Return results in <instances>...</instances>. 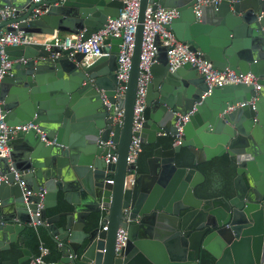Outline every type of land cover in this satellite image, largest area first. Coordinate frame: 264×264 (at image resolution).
Segmentation results:
<instances>
[{
	"label": "water",
	"instance_id": "water-1",
	"mask_svg": "<svg viewBox=\"0 0 264 264\" xmlns=\"http://www.w3.org/2000/svg\"><path fill=\"white\" fill-rule=\"evenodd\" d=\"M197 2L140 0L122 82L120 37L105 38L103 54L89 63L51 37L87 39L119 14L124 0H0L15 14L0 29L14 33L16 23L34 39L0 47V66L9 62L0 79L4 120L33 125L8 135L9 155L0 157V264H23L34 255L20 235L28 227L43 228L54 242L56 264H200L203 251L215 264H264V0H210L196 17ZM148 5L175 7L169 28L178 41L199 49L219 71L252 73L260 87L209 88L190 63L171 70L168 47L156 39L142 144L158 143L162 133L173 137L177 113L189 114L181 142L153 147L141 166L127 164L126 156ZM36 7L44 12L32 18ZM118 84L124 96H115ZM182 148L191 153V166L177 164ZM224 154L235 164L232 196L197 197L205 177L194 166ZM128 172L134 175L126 185ZM120 227L127 240L116 257ZM14 243L21 252L16 262L5 257Z\"/></svg>",
	"mask_w": 264,
	"mask_h": 264
},
{
	"label": "built area",
	"instance_id": "built-area-1",
	"mask_svg": "<svg viewBox=\"0 0 264 264\" xmlns=\"http://www.w3.org/2000/svg\"><path fill=\"white\" fill-rule=\"evenodd\" d=\"M39 1V0H35ZM213 2L219 0H211ZM210 0H198L193 5L194 14L199 16V6L201 3H208ZM124 7L120 9L119 14L115 17H108L106 23L101 29L92 33L90 37L83 40L81 34H65L63 36L54 35L51 41L58 45L61 49H72L69 55L74 52L83 53V62L89 63L102 55L101 47L105 38L109 36L120 37L122 39L119 45L118 67L116 71L117 79L125 82L128 77L130 68V58L134 43V34L136 31L137 16L139 11L140 0H124ZM44 11L36 7L32 10L31 17L37 18ZM14 9L8 6H0V21L14 17ZM178 16V11L175 7H162L157 5L155 9L148 5L145 10L142 43L139 63V75L137 79V88L133 106V120L131 127V139L126 156L127 164L137 160L142 152V142L140 139V129L142 122L145 119L146 110V88L151 80L150 67L154 62V57L157 51L156 39L161 45L167 46L168 64L171 70L181 66L184 63H190L195 66L197 73L202 75L209 88L224 84H254L258 89L260 85L256 84L257 77L252 73H237L233 70L219 71L212 67L211 63L202 57L199 49L191 50L187 44L178 41L169 28L170 22ZM15 28V32H7L5 29H0V47L6 45H17L29 43L33 41V35L26 33L17 28V24H11ZM9 67V62L2 61L0 66V79ZM125 86L118 84L115 96H124ZM2 101L0 99V157H7L10 152L8 144V135L14 136L19 130H27L31 123L23 125H8L4 120V113L1 108ZM178 114V119L175 122L176 134L173 136L172 145H177L181 142L183 124L188 120V114ZM114 120L118 123L122 122V111L118 112ZM162 135H165L164 133ZM106 145L109 148H115L114 144L108 140ZM115 160V155L112 156ZM134 175V172H128L125 184L128 185ZM18 174L15 173V178ZM2 177H0L1 179ZM23 184L22 182H20ZM29 192H25L28 194ZM43 196V192L40 193ZM126 210V209H125ZM127 240L126 230L122 227L117 229L114 253L115 256H121V251L124 248ZM48 248L40 242L37 254H34L29 264H56L54 261H45L44 257L48 254Z\"/></svg>",
	"mask_w": 264,
	"mask_h": 264
},
{
	"label": "trees",
	"instance_id": "trees-1",
	"mask_svg": "<svg viewBox=\"0 0 264 264\" xmlns=\"http://www.w3.org/2000/svg\"><path fill=\"white\" fill-rule=\"evenodd\" d=\"M173 137L167 134L159 137L158 143L154 145H142V152L137 160L140 165H144V160L152 152L153 147L162 145L164 148L172 147ZM177 164L191 166L192 155L186 149L182 148L177 155ZM205 177V180L194 189V194L199 198H212L216 196L230 197L233 194L232 179L235 175V164L231 162L226 154L214 157L209 161L194 166ZM98 215L94 214L91 225L97 223ZM24 246L37 254L40 242H42L49 250L44 257L45 261H54L58 256L56 245L41 227H28L23 231ZM17 243L11 244L9 251L5 253L6 258L12 259L16 262L17 258L21 256ZM23 264H29V261ZM200 264H215V259L206 251L202 252Z\"/></svg>",
	"mask_w": 264,
	"mask_h": 264
},
{
	"label": "crops",
	"instance_id": "crops-1",
	"mask_svg": "<svg viewBox=\"0 0 264 264\" xmlns=\"http://www.w3.org/2000/svg\"><path fill=\"white\" fill-rule=\"evenodd\" d=\"M65 34H66V33H57V32H56V35H58V36H63V35H65ZM67 34H69V33H67ZM162 134H163V133H162ZM162 134H161V135H162ZM145 145H146V144H145ZM143 164L145 165V160H144V163H143ZM20 235L23 237V236H24V235H23V232H22ZM25 247H26V246H25Z\"/></svg>",
	"mask_w": 264,
	"mask_h": 264
},
{
	"label": "flooded vegetation",
	"instance_id": "flooded-vegetation-1",
	"mask_svg": "<svg viewBox=\"0 0 264 264\" xmlns=\"http://www.w3.org/2000/svg\"><path fill=\"white\" fill-rule=\"evenodd\" d=\"M209 231H211V228L209 229Z\"/></svg>",
	"mask_w": 264,
	"mask_h": 264
}]
</instances>
